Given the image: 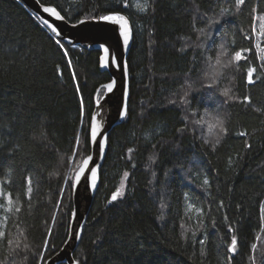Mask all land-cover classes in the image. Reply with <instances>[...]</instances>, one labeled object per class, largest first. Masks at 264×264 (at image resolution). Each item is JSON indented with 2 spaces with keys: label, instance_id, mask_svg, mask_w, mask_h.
Listing matches in <instances>:
<instances>
[{
  "label": "trees",
  "instance_id": "trees-1",
  "mask_svg": "<svg viewBox=\"0 0 264 264\" xmlns=\"http://www.w3.org/2000/svg\"><path fill=\"white\" fill-rule=\"evenodd\" d=\"M40 3L71 24L118 10L132 29L127 116L108 136L75 260L253 264L254 256L264 264V36L255 19L264 15V0H245L239 9L236 0ZM49 34L19 0H0V264H44L64 245L73 211L68 185L90 154L82 135L75 152L76 88L87 127L96 89L101 98V85L110 82L99 51L63 43L65 57ZM236 51L245 59L235 61ZM232 235L238 250L229 259Z\"/></svg>",
  "mask_w": 264,
  "mask_h": 264
},
{
  "label": "water",
  "instance_id": "water-1",
  "mask_svg": "<svg viewBox=\"0 0 264 264\" xmlns=\"http://www.w3.org/2000/svg\"><path fill=\"white\" fill-rule=\"evenodd\" d=\"M19 1L30 11L43 27L46 28V26L43 25V19L45 18L48 19L50 23H53L58 31L62 33V43L72 47H80L86 51H99L101 54L100 65L101 63H108L112 56L118 58L122 57L123 62L126 63L127 56L132 46V29L130 24L128 26L130 29L129 43L125 46L123 45V37L119 36L116 26L109 23L97 22L96 19L84 20L86 22L85 24L80 25L79 22H77L74 23L77 24V27L72 28V24L68 21L55 20L50 14L42 13L40 10L41 3L38 4L37 0ZM46 29L51 33V29ZM105 48H108L109 51L105 52ZM100 69L102 72L109 74L110 82L108 83L115 80L112 92L109 93L107 89H103L104 94L100 98L103 108L100 110L98 122L101 123L100 131L103 132L104 137L108 139L109 134L126 119V117L121 119L118 113L122 107L127 110L129 101V72L127 79H125L122 71H118L115 67H100ZM125 88H127V96L124 95ZM96 111L97 107L95 104L92 114ZM107 139L106 141H103L105 143V149L103 152H99L98 149L90 145V154L88 156H93L94 167L97 170L95 189L93 190L89 187L92 180L91 173H88L87 181L82 177L78 186L72 188L73 211L70 219L68 237L60 251L47 259L44 264H70V262L71 264H80L75 260L74 253L80 244L83 227L87 221L88 214L100 184V170L106 157ZM74 179L75 174L73 181ZM74 231L79 232L80 236H74Z\"/></svg>",
  "mask_w": 264,
  "mask_h": 264
},
{
  "label": "snow or ice",
  "instance_id": "snow-or-ice-1",
  "mask_svg": "<svg viewBox=\"0 0 264 264\" xmlns=\"http://www.w3.org/2000/svg\"><path fill=\"white\" fill-rule=\"evenodd\" d=\"M37 3H40V0H37ZM245 3V0H236V8L239 9L243 4ZM125 7H127V4H125ZM40 10L42 13L50 14L52 17L55 18V20H65V17L61 15V11H58L57 7L55 6H44L43 4L40 5ZM227 11V10H225ZM253 12H256L257 9L253 8ZM94 19L97 20V22H106L109 23L113 26H116V30L119 32V36L123 37V45H128L129 43V37H130V29H129V20L126 19L125 15H123L120 11H110L107 14L99 15L98 17L94 16ZM259 21V35L264 36V15H259L255 17ZM67 22V21H66ZM218 21H214V23H217ZM86 22L84 20H80L79 24L83 25ZM43 25L46 26V28L51 29V33L48 35V39L55 40V43L59 46L60 50H63V55L67 57L69 55L67 49L64 48V45L62 43L63 36L60 31H58L57 27L54 26L53 23H50L48 19H43ZM72 28H76L77 24H72ZM256 32V27H253V33ZM109 49L105 48V52H108ZM235 61L239 62L241 59H245V57L242 55L241 51H236L235 56H234ZM262 61H264V57L260 58ZM219 63V60L217 61ZM69 66H71V61H69ZM101 68H112L115 67L118 71H122L123 76L125 79L128 77V66L127 63L123 62L122 57L118 58L116 56H112L111 60L108 63H101L100 65ZM255 71L254 68H250L247 72V83L249 85L254 84L256 81L253 79V72ZM103 73H101L102 75ZM75 74H73V80H75ZM115 84V80H113L111 83L103 84L101 85V88L107 89L109 93L112 92L113 87ZM76 92L80 97V104H79V116H80V134L77 135L76 138V147H75V152H78L80 150V138L81 135L84 138V149L87 150L89 145H92L94 148L98 149L99 152H103L105 149V143L103 141H106V137H104L103 132L100 131L101 128V123L98 122V117L100 116V110L103 108V105L100 102V96H101V89L98 88L96 89V107L97 111L90 116V119L87 122V127L85 126V102H84V97L83 94L80 90V87L77 85ZM225 96H228V92L225 91L223 93ZM124 95L127 96V88L124 89ZM244 102L247 103L249 102V98L245 97ZM119 116L121 119H124L127 115V110L126 108H121L119 111ZM222 124V122H220ZM221 131H224L223 126H221ZM245 133H240V135H244ZM207 143V141H205ZM131 151V149H129ZM75 152L73 154L71 163L75 164L76 159H75ZM88 173H91L92 180L89 184V187L91 189H95L96 186V176H97V170L94 167V158L93 156H87L86 158L83 159L82 164L79 166L78 171L75 172V179L72 183H70L68 186L70 188H76L78 186V183L80 182L81 178L83 177L85 181L88 180ZM128 176V172H124V177L126 178ZM67 180H71V177H67ZM28 184L29 187L27 189L28 192V198L31 199V179L30 177L28 178ZM204 184H208V180H204ZM63 191V189H61ZM121 195L120 189H117L111 196V199L108 200V203L111 204L114 201L117 200V198ZM5 199L8 201L9 204L12 203L11 197L7 196ZM222 207V205H221ZM8 209H5L7 211ZM16 212H20L21 209L17 207L15 209ZM260 213H261V230L264 231V204H261L260 207ZM227 219V217H225ZM53 221H55V217H53ZM215 223V221H214ZM228 231L234 232V228L232 226H229ZM49 236L51 235V228L48 230ZM4 235L3 232H0V237ZM74 236L79 237L80 233L79 232H73ZM257 240L260 239L259 236L256 237ZM47 240H45V247L47 246ZM201 245L204 244V240L201 239L199 241ZM257 248L256 243L251 244V250L253 253H255V250ZM238 250V237L236 235L231 236L230 243L227 246V253L231 254L229 259L234 257L237 253ZM39 256L41 258V261L43 260V251L39 253ZM250 259L253 260V264H255V257H250ZM71 264V262H70Z\"/></svg>",
  "mask_w": 264,
  "mask_h": 264
},
{
  "label": "rangeland",
  "instance_id": "rangeland-1",
  "mask_svg": "<svg viewBox=\"0 0 264 264\" xmlns=\"http://www.w3.org/2000/svg\"><path fill=\"white\" fill-rule=\"evenodd\" d=\"M235 60V59H234ZM233 60H232V58H229V62H232ZM123 189H124V184H122L121 186H120V193H121V195H122V193H123ZM121 195L119 196V197H121ZM118 197V198H119Z\"/></svg>",
  "mask_w": 264,
  "mask_h": 264
},
{
  "label": "bare ground",
  "instance_id": "bare-ground-1",
  "mask_svg": "<svg viewBox=\"0 0 264 264\" xmlns=\"http://www.w3.org/2000/svg\"><path fill=\"white\" fill-rule=\"evenodd\" d=\"M68 48V47H67ZM72 170V169H71ZM75 174V173H74Z\"/></svg>",
  "mask_w": 264,
  "mask_h": 264
}]
</instances>
